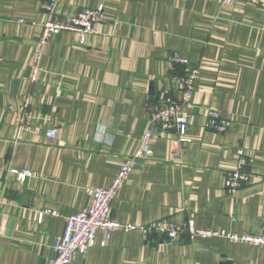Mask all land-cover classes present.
Returning <instances> with one entry per match:
<instances>
[{
    "label": "crops",
    "instance_id": "0c3cea01",
    "mask_svg": "<svg viewBox=\"0 0 264 264\" xmlns=\"http://www.w3.org/2000/svg\"><path fill=\"white\" fill-rule=\"evenodd\" d=\"M44 1L0 0V264H49L66 217L89 204L86 188L110 184L139 148L149 103L159 92L180 97L173 54L200 66L192 142L154 131L152 157L138 163L112 204L113 219L136 227L113 232L104 246L97 232L96 245L73 264H264V246L217 236L167 242L140 229L189 218L202 229H262L264 0H57L60 18L103 4L104 22L86 45L72 31L54 35L32 82ZM208 107L231 121L226 132L204 127ZM23 109L29 118L19 133ZM50 128L58 130L54 139ZM238 148L250 180L231 193L226 172Z\"/></svg>",
    "mask_w": 264,
    "mask_h": 264
},
{
    "label": "built area",
    "instance_id": "2783aa9c",
    "mask_svg": "<svg viewBox=\"0 0 264 264\" xmlns=\"http://www.w3.org/2000/svg\"><path fill=\"white\" fill-rule=\"evenodd\" d=\"M57 0H45L42 8L47 12L48 17L42 24V34L38 48L33 56V75L31 81L38 79L41 68L38 63L41 58V48L54 35L63 31H72L76 34L78 42L86 45L88 34H98L100 25L104 22L105 8L101 4L96 8H82L76 14L68 18H60L55 14ZM170 61L174 65L173 80L180 90V97H173L166 92L159 94L149 103V126L144 133L139 148L134 154L126 156L122 166L113 177L110 184L104 187H88L86 193L89 196V204L85 208L73 212L66 217V228L59 236L54 245V256L49 264H73L78 254L86 255L97 243V232L104 234L101 245H105L111 238L113 232L124 229L132 230L136 226L123 224L112 218V204L116 199L119 190L129 179L139 162L148 160L153 155L152 144L155 139L157 128L163 131H172L176 134L181 144H190L192 139L189 136L190 116L189 110L194 106L193 98L196 87L200 80V66L194 65L188 68L187 58L173 54ZM179 65L186 66L185 73L176 70ZM29 113L23 109V116L19 133L26 126ZM231 126V121L224 116L221 110L208 107L206 109L205 128L214 133H224ZM56 128L47 131V137L54 139L57 134ZM237 160L235 165L226 172V189L235 193L250 180V173L245 170L248 159L242 148L236 150ZM24 175H32L29 169L21 168ZM56 214V212H51ZM44 213L39 214L42 220ZM146 236H159L167 242L194 241L199 238L225 237L231 242L248 243L254 246H264V225L260 232L237 234L225 230H211L198 228L192 218L183 224H175L165 219L157 220L140 226Z\"/></svg>",
    "mask_w": 264,
    "mask_h": 264
}]
</instances>
